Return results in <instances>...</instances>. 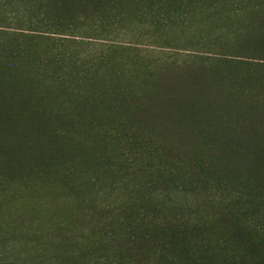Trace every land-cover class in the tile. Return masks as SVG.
I'll list each match as a JSON object with an SVG mask.
<instances>
[{
  "label": "rangeland",
  "instance_id": "374dc122",
  "mask_svg": "<svg viewBox=\"0 0 264 264\" xmlns=\"http://www.w3.org/2000/svg\"><path fill=\"white\" fill-rule=\"evenodd\" d=\"M0 264H264V0H0Z\"/></svg>",
  "mask_w": 264,
  "mask_h": 264
},
{
  "label": "trees",
  "instance_id": "16d2710c",
  "mask_svg": "<svg viewBox=\"0 0 264 264\" xmlns=\"http://www.w3.org/2000/svg\"><path fill=\"white\" fill-rule=\"evenodd\" d=\"M127 144H130L129 142H127Z\"/></svg>",
  "mask_w": 264,
  "mask_h": 264
}]
</instances>
